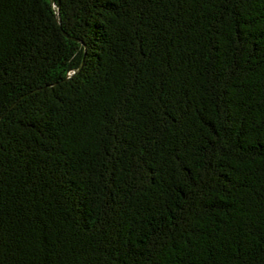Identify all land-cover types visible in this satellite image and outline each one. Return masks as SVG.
Instances as JSON below:
<instances>
[{
	"label": "trees",
	"instance_id": "1",
	"mask_svg": "<svg viewBox=\"0 0 264 264\" xmlns=\"http://www.w3.org/2000/svg\"><path fill=\"white\" fill-rule=\"evenodd\" d=\"M0 264H264V0H0Z\"/></svg>",
	"mask_w": 264,
	"mask_h": 264
},
{
	"label": "water",
	"instance_id": "2",
	"mask_svg": "<svg viewBox=\"0 0 264 264\" xmlns=\"http://www.w3.org/2000/svg\"><path fill=\"white\" fill-rule=\"evenodd\" d=\"M51 2H52V5H53V6L56 5V0H51ZM57 18H58V20L60 19L59 11H57Z\"/></svg>",
	"mask_w": 264,
	"mask_h": 264
}]
</instances>
